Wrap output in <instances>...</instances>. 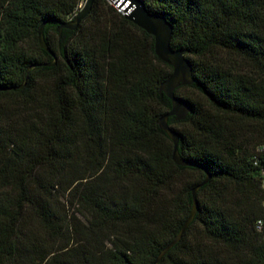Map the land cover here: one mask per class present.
Segmentation results:
<instances>
[{
	"label": "trees",
	"instance_id": "obj_1",
	"mask_svg": "<svg viewBox=\"0 0 264 264\" xmlns=\"http://www.w3.org/2000/svg\"><path fill=\"white\" fill-rule=\"evenodd\" d=\"M138 1L191 66L189 166L152 36L107 0L61 35L83 0H0V264H264V0Z\"/></svg>",
	"mask_w": 264,
	"mask_h": 264
},
{
	"label": "water",
	"instance_id": "obj_2",
	"mask_svg": "<svg viewBox=\"0 0 264 264\" xmlns=\"http://www.w3.org/2000/svg\"><path fill=\"white\" fill-rule=\"evenodd\" d=\"M94 1L95 0H85L82 8L76 14L73 21L65 24H59L57 29L59 35H61V32L64 29L75 31L78 28L80 22L90 13ZM107 1L114 8H116L118 12L126 18V20L130 21L135 26L153 37L155 55L161 62L172 67L171 75L160 87V94L166 96L170 101L171 110L159 119L158 126L166 133L173 143L172 158L174 163L178 166H189V164L179 155L178 133L169 127L167 121L169 118L173 117L176 122H182L186 120L187 116L192 112L191 107L186 102L174 96V91L177 88L188 87L194 82L190 63L185 59L183 51H174L171 49L170 42L172 38V27L165 19L150 14L144 5L138 0ZM39 44L44 51L50 53V50L48 49L44 40L43 26L39 31ZM207 181L208 178L202 183V185L206 184ZM198 188L199 187L193 190V205L188 219L185 221L177 237L162 252L161 257L164 256L177 243H179L183 234L193 222L198 211V203L195 197Z\"/></svg>",
	"mask_w": 264,
	"mask_h": 264
},
{
	"label": "built area",
	"instance_id": "obj_3",
	"mask_svg": "<svg viewBox=\"0 0 264 264\" xmlns=\"http://www.w3.org/2000/svg\"><path fill=\"white\" fill-rule=\"evenodd\" d=\"M84 3L80 4V9L82 8ZM256 152L260 155H264V145L259 146L256 150ZM256 164V163H255ZM262 180H261V187H262V208L264 209V171L262 172ZM256 231L262 235V237L264 238V217L259 219L256 222L255 225Z\"/></svg>",
	"mask_w": 264,
	"mask_h": 264
},
{
	"label": "rangeland",
	"instance_id": "obj_4",
	"mask_svg": "<svg viewBox=\"0 0 264 264\" xmlns=\"http://www.w3.org/2000/svg\"><path fill=\"white\" fill-rule=\"evenodd\" d=\"M84 1L85 0H83V3H84ZM117 10V9H116ZM118 11V10H117ZM231 62H233V60H230ZM236 63H240V65L241 66H244V63L242 62V61H240V60H237V61H235ZM185 94H187V95H193V96H196V93L195 92H193L192 90H185V92H184Z\"/></svg>",
	"mask_w": 264,
	"mask_h": 264
}]
</instances>
